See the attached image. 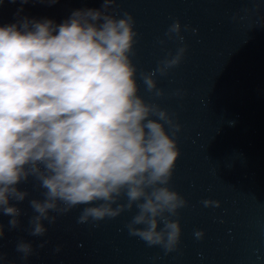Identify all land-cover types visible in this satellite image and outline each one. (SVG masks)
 I'll use <instances>...</instances> for the list:
<instances>
[{"label": "clouds", "instance_id": "1", "mask_svg": "<svg viewBox=\"0 0 264 264\" xmlns=\"http://www.w3.org/2000/svg\"><path fill=\"white\" fill-rule=\"evenodd\" d=\"M114 4L103 0L100 9L75 10L58 25L24 17L0 26V213L10 217L9 231L21 227L16 205L30 193L19 185L31 177L42 199L29 200L30 236L46 235L43 222L57 219L50 213L64 215L83 206L77 222L86 224L135 209L128 234L168 254L180 244L181 226L174 217L188 205L169 187L180 156L173 137L181 125L138 94L131 59L138 42L135 20L128 12L112 14ZM165 35L182 46L155 70L140 73L156 98L165 93L154 77L177 67L187 51L179 20ZM202 204L220 207L218 200ZM194 236L203 239L204 233ZM15 250L23 260L34 253L24 240Z\"/></svg>", "mask_w": 264, "mask_h": 264}, {"label": "water", "instance_id": "2", "mask_svg": "<svg viewBox=\"0 0 264 264\" xmlns=\"http://www.w3.org/2000/svg\"><path fill=\"white\" fill-rule=\"evenodd\" d=\"M102 3L0 0V26L24 17L58 25L75 10L100 9ZM112 9L135 20L138 42L131 59L138 94L181 125L173 137L180 156L169 184L188 202L174 217L181 226L178 249L165 254L130 236L126 224L135 209L86 224L77 222L83 206L64 215L50 213L57 219L43 222L46 235L30 236L29 200L42 199L30 177L19 185L30 193L16 205L22 210L21 227L9 231L10 217L0 213V264H264V0H116ZM175 20L187 51L177 67L154 77L165 93L156 98L140 73L155 70L182 46L165 35ZM206 199L218 200L220 207H204ZM198 230L203 239L195 238ZM20 240L32 243L34 253L27 260L15 250Z\"/></svg>", "mask_w": 264, "mask_h": 264}]
</instances>
